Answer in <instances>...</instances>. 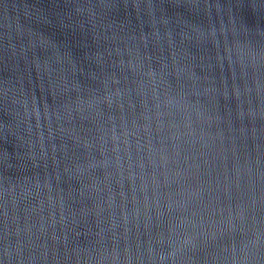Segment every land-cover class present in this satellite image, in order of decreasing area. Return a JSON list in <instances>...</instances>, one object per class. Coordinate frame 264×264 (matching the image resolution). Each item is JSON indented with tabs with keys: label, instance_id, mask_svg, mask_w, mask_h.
<instances>
[{
	"label": "water",
	"instance_id": "95a60500",
	"mask_svg": "<svg viewBox=\"0 0 264 264\" xmlns=\"http://www.w3.org/2000/svg\"><path fill=\"white\" fill-rule=\"evenodd\" d=\"M0 264H264V0H0Z\"/></svg>",
	"mask_w": 264,
	"mask_h": 264
}]
</instances>
